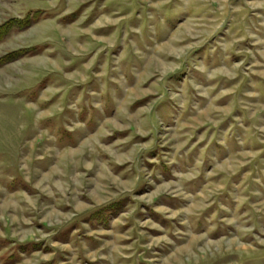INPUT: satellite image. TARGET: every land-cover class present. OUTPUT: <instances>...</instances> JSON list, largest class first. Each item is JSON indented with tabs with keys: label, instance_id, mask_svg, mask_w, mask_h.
<instances>
[{
	"label": "rangeland",
	"instance_id": "1",
	"mask_svg": "<svg viewBox=\"0 0 264 264\" xmlns=\"http://www.w3.org/2000/svg\"><path fill=\"white\" fill-rule=\"evenodd\" d=\"M26 16L0 264H264V0H0Z\"/></svg>",
	"mask_w": 264,
	"mask_h": 264
},
{
	"label": "trees",
	"instance_id": "2",
	"mask_svg": "<svg viewBox=\"0 0 264 264\" xmlns=\"http://www.w3.org/2000/svg\"><path fill=\"white\" fill-rule=\"evenodd\" d=\"M38 12L39 11H35L34 14H35V19L34 20H37V17H38ZM33 17V18H34ZM32 20L30 17L26 16L25 18H22V19H12V20H9L7 22H5L4 24L0 25V42L3 41V39L12 31H20V30H23V29H26L28 26H29V21ZM4 60L6 59L3 58Z\"/></svg>",
	"mask_w": 264,
	"mask_h": 264
}]
</instances>
